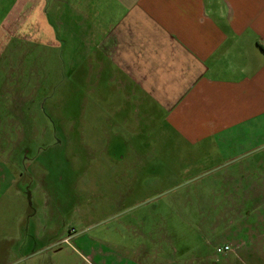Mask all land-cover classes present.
Returning a JSON list of instances; mask_svg holds the SVG:
<instances>
[{
	"label": "crops",
	"instance_id": "obj_1",
	"mask_svg": "<svg viewBox=\"0 0 264 264\" xmlns=\"http://www.w3.org/2000/svg\"><path fill=\"white\" fill-rule=\"evenodd\" d=\"M0 39L50 49L108 90L106 134L136 139L121 171L129 192L156 194L167 181L164 136L178 152L170 179L220 184L221 199H249L264 181V0H0ZM6 156L10 177L0 144V264H42L28 164Z\"/></svg>",
	"mask_w": 264,
	"mask_h": 264
},
{
	"label": "rangeland",
	"instance_id": "obj_2",
	"mask_svg": "<svg viewBox=\"0 0 264 264\" xmlns=\"http://www.w3.org/2000/svg\"><path fill=\"white\" fill-rule=\"evenodd\" d=\"M2 43V169L4 176L13 173L6 154L28 164L32 258H45L42 264H264V181L252 184L249 199H221L220 184L170 179L166 165L178 152L166 149L171 138L164 136L167 181L156 194L129 192L121 171L136 139L106 134L108 90L50 49ZM259 171L264 180V166ZM197 189L207 198L189 193ZM224 244L232 251L216 255Z\"/></svg>",
	"mask_w": 264,
	"mask_h": 264
},
{
	"label": "built area",
	"instance_id": "obj_3",
	"mask_svg": "<svg viewBox=\"0 0 264 264\" xmlns=\"http://www.w3.org/2000/svg\"><path fill=\"white\" fill-rule=\"evenodd\" d=\"M65 242L68 243L69 241L66 240ZM231 251H232V247L230 245H227V244L220 245V246L215 248V254L218 256L226 255V254L230 253Z\"/></svg>",
	"mask_w": 264,
	"mask_h": 264
}]
</instances>
